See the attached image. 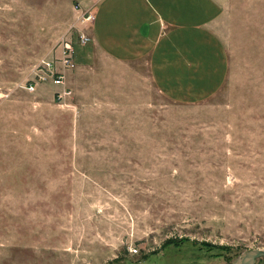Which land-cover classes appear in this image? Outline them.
<instances>
[{
  "label": "rangeland",
  "instance_id": "obj_1",
  "mask_svg": "<svg viewBox=\"0 0 264 264\" xmlns=\"http://www.w3.org/2000/svg\"><path fill=\"white\" fill-rule=\"evenodd\" d=\"M214 1L222 72L179 100L143 57L78 42L90 22L74 7L95 0H0V264H228L264 250V0ZM41 60L63 83L28 90Z\"/></svg>",
  "mask_w": 264,
  "mask_h": 264
},
{
  "label": "crops",
  "instance_id": "obj_2",
  "mask_svg": "<svg viewBox=\"0 0 264 264\" xmlns=\"http://www.w3.org/2000/svg\"><path fill=\"white\" fill-rule=\"evenodd\" d=\"M218 8L214 0H97L89 42L119 62L143 57L154 86L186 100L222 72L221 46L207 28Z\"/></svg>",
  "mask_w": 264,
  "mask_h": 264
},
{
  "label": "built area",
  "instance_id": "obj_3",
  "mask_svg": "<svg viewBox=\"0 0 264 264\" xmlns=\"http://www.w3.org/2000/svg\"><path fill=\"white\" fill-rule=\"evenodd\" d=\"M97 0H95L96 4ZM94 2L87 4V7H84V9L79 8L78 4L74 7V10L76 12V21L82 23L83 21H89L90 24L93 19V6L95 7ZM77 39L78 42L83 44L85 42L90 41L89 34L85 29H83V26L81 29L78 31L77 34ZM60 65L62 68H70L73 67V62L70 59V46L66 45L64 49L61 51V56H60ZM36 68H38V73L37 71L35 72L36 79L33 82L28 83L27 89L31 90L33 89V86L37 84V82H43L46 81V77H48V81L54 85H61L63 83V71H53L52 69L55 68L53 64H51V61H44L41 60L39 63L35 65ZM67 93V91L63 88L60 93H58V96L64 95Z\"/></svg>",
  "mask_w": 264,
  "mask_h": 264
},
{
  "label": "water",
  "instance_id": "obj_4",
  "mask_svg": "<svg viewBox=\"0 0 264 264\" xmlns=\"http://www.w3.org/2000/svg\"><path fill=\"white\" fill-rule=\"evenodd\" d=\"M264 257L262 249H247L228 264H252L256 258Z\"/></svg>",
  "mask_w": 264,
  "mask_h": 264
}]
</instances>
